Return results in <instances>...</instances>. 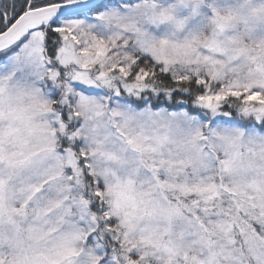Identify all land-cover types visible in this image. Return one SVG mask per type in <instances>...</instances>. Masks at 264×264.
<instances>
[{
  "label": "snow or ice",
  "instance_id": "snow-or-ice-1",
  "mask_svg": "<svg viewBox=\"0 0 264 264\" xmlns=\"http://www.w3.org/2000/svg\"><path fill=\"white\" fill-rule=\"evenodd\" d=\"M0 264H264V0H0Z\"/></svg>",
  "mask_w": 264,
  "mask_h": 264
}]
</instances>
